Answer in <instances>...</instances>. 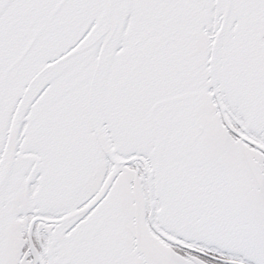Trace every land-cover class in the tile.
<instances>
[{
    "label": "snow or ice",
    "instance_id": "snow-or-ice-1",
    "mask_svg": "<svg viewBox=\"0 0 264 264\" xmlns=\"http://www.w3.org/2000/svg\"><path fill=\"white\" fill-rule=\"evenodd\" d=\"M0 264H264V0H0Z\"/></svg>",
    "mask_w": 264,
    "mask_h": 264
}]
</instances>
